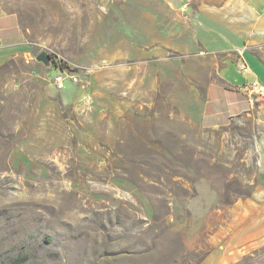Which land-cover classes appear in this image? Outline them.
Listing matches in <instances>:
<instances>
[{"label": "rangeland", "instance_id": "rangeland-1", "mask_svg": "<svg viewBox=\"0 0 264 264\" xmlns=\"http://www.w3.org/2000/svg\"><path fill=\"white\" fill-rule=\"evenodd\" d=\"M259 4L0 0L23 35L0 49V264H201L223 248L231 205L264 179V123L200 126L225 57L206 44L228 26V59L264 62ZM239 264H264V242Z\"/></svg>", "mask_w": 264, "mask_h": 264}, {"label": "crops", "instance_id": "crops-1", "mask_svg": "<svg viewBox=\"0 0 264 264\" xmlns=\"http://www.w3.org/2000/svg\"><path fill=\"white\" fill-rule=\"evenodd\" d=\"M255 10L264 11V5L259 4ZM224 27V41L222 38L221 43L215 42V47L211 42L206 44L210 54L224 52L225 57L221 63H216L217 66L213 65L210 71L212 56L203 60L205 62L202 64L203 74L206 75L207 71L210 76L215 74V77H211L210 81L200 88L205 92L200 106V126L203 129L225 128L255 116L264 123V103H251L243 91L245 84L255 80L264 82V62L249 58L247 60L249 72L242 73L236 63L228 59L230 47L236 46H232L233 43L229 41L228 26ZM252 32V27L245 28V35L236 36L235 45L252 41ZM255 32L263 34L264 23L256 26ZM263 36H259L260 38L256 40L264 41ZM21 43H23V35L18 18L13 14L0 16V49L18 46ZM262 133L264 134V130ZM259 149L264 156V140ZM262 172L264 174V166ZM256 186L250 198L237 200L231 205L229 225L219 237V240L224 242L223 248L210 251L201 264H239L255 245L264 242V179Z\"/></svg>", "mask_w": 264, "mask_h": 264}, {"label": "built area", "instance_id": "built-area-1", "mask_svg": "<svg viewBox=\"0 0 264 264\" xmlns=\"http://www.w3.org/2000/svg\"><path fill=\"white\" fill-rule=\"evenodd\" d=\"M239 70L244 73L248 74L249 66L247 61L244 58H241L238 63ZM71 80L74 82H78L76 77H72ZM66 79L61 74L54 78V84L56 88L62 90L65 88ZM243 91L245 92L248 100L255 104L256 102L264 103V82L260 80H255L251 83L245 84L243 86Z\"/></svg>", "mask_w": 264, "mask_h": 264}, {"label": "water", "instance_id": "water-1", "mask_svg": "<svg viewBox=\"0 0 264 264\" xmlns=\"http://www.w3.org/2000/svg\"><path fill=\"white\" fill-rule=\"evenodd\" d=\"M39 61L45 63V64H49V63H52V59H51V56L50 54H46V53H42L39 58H38Z\"/></svg>", "mask_w": 264, "mask_h": 264}, {"label": "trees", "instance_id": "trees-1", "mask_svg": "<svg viewBox=\"0 0 264 264\" xmlns=\"http://www.w3.org/2000/svg\"><path fill=\"white\" fill-rule=\"evenodd\" d=\"M51 56V59H53V56L52 55H50Z\"/></svg>", "mask_w": 264, "mask_h": 264}]
</instances>
